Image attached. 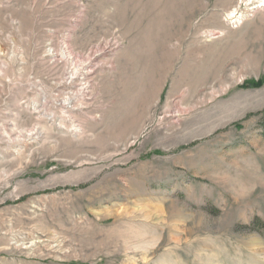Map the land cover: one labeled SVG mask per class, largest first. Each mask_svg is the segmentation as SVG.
Masks as SVG:
<instances>
[{"label": "rangeland", "instance_id": "obj_1", "mask_svg": "<svg viewBox=\"0 0 264 264\" xmlns=\"http://www.w3.org/2000/svg\"><path fill=\"white\" fill-rule=\"evenodd\" d=\"M0 264H264V0H0Z\"/></svg>", "mask_w": 264, "mask_h": 264}, {"label": "bare ground", "instance_id": "obj_2", "mask_svg": "<svg viewBox=\"0 0 264 264\" xmlns=\"http://www.w3.org/2000/svg\"><path fill=\"white\" fill-rule=\"evenodd\" d=\"M73 107H74V106H73ZM74 118H75V117H74ZM66 129H67V128H66ZM80 129H81V128H80ZM71 131H74V130H72V129H71ZM74 133H76V134H77V133H78V131H76V130H75V132H74ZM81 133H82V131H81ZM36 134H37V133H36ZM76 134H75V135H76ZM29 135H30V134H29Z\"/></svg>", "mask_w": 264, "mask_h": 264}]
</instances>
